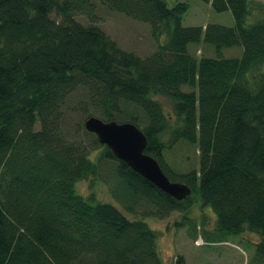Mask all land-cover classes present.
<instances>
[{"label":"trees","instance_id":"16d2710c","mask_svg":"<svg viewBox=\"0 0 264 264\" xmlns=\"http://www.w3.org/2000/svg\"><path fill=\"white\" fill-rule=\"evenodd\" d=\"M97 1L0 0V264H165L158 232L125 212L165 218L196 194L219 242L257 233L264 264V15L250 19L264 3L205 0L235 24L187 26L188 1L100 0L150 25L157 46L139 55L98 24ZM202 42L213 55L191 50ZM93 115L138 125L193 193L179 200L117 158L86 129ZM181 141L198 146L199 169L167 163ZM88 178L121 207L81 194Z\"/></svg>","mask_w":264,"mask_h":264},{"label":"rangeland","instance_id":"374dc122","mask_svg":"<svg viewBox=\"0 0 264 264\" xmlns=\"http://www.w3.org/2000/svg\"><path fill=\"white\" fill-rule=\"evenodd\" d=\"M99 1H97L98 24L116 39L122 48L139 55H147L155 50L157 44L152 37L149 24L112 11ZM180 1L190 3L189 10L184 15V25L205 26L209 22L227 26L235 24L232 11L219 12L214 9L212 3L205 0H168V3L174 6ZM260 1L264 3V0ZM263 13L264 11H258L252 15L251 21L262 17ZM192 45L191 50L198 55H213V51L207 48L204 42ZM242 52V47L225 50L226 55H241ZM184 89L187 90L189 87L185 85ZM159 100L166 111L173 114L170 100L167 97H159ZM165 156L167 163L177 170L199 169L198 146L190 145L187 141H181L173 148L166 150ZM77 189L86 197L95 193L98 200L113 202L120 206L111 196L103 181L93 183L90 178L81 180L77 184ZM125 213L130 219L143 218L151 228L158 232L160 235L159 253L165 264H176L177 259L182 256L185 258V264H258L254 258L257 254L256 242L260 240L259 235L246 231L241 234L228 235L225 241L219 242L220 239L216 234L217 214L210 205L202 203L199 194L194 195V202L188 206L186 211H174L165 218Z\"/></svg>","mask_w":264,"mask_h":264},{"label":"water","instance_id":"95a60500","mask_svg":"<svg viewBox=\"0 0 264 264\" xmlns=\"http://www.w3.org/2000/svg\"><path fill=\"white\" fill-rule=\"evenodd\" d=\"M85 127L95 133L99 142L107 145L117 158L126 162L163 191L179 200L193 193L190 185L172 181L159 161L145 152L148 140L138 125L115 119L105 120L93 115L85 120Z\"/></svg>","mask_w":264,"mask_h":264},{"label":"bare ground","instance_id":"6f19581e","mask_svg":"<svg viewBox=\"0 0 264 264\" xmlns=\"http://www.w3.org/2000/svg\"><path fill=\"white\" fill-rule=\"evenodd\" d=\"M102 118V117H101ZM104 119V118H103Z\"/></svg>","mask_w":264,"mask_h":264}]
</instances>
